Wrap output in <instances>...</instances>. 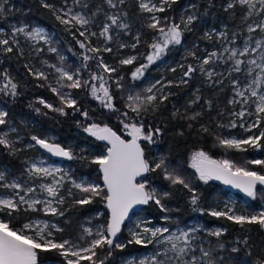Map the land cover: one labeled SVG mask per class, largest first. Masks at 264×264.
Returning a JSON list of instances; mask_svg holds the SVG:
<instances>
[{
  "label": "snow or ice",
  "instance_id": "6c2138e0",
  "mask_svg": "<svg viewBox=\"0 0 264 264\" xmlns=\"http://www.w3.org/2000/svg\"><path fill=\"white\" fill-rule=\"evenodd\" d=\"M68 0H64L67 4ZM73 3L87 8L84 0H73ZM108 6L112 9H118L125 0H106ZM177 0H139V8L142 12L149 13V23L147 27L152 29L156 35L153 36L151 43H148L150 51L141 55H130L120 59V65H133L138 59L144 62L140 63L132 72V79L139 80L144 76L147 69L161 61L170 50V47L181 45L184 41L185 32L191 31V26L198 19L195 12L187 16H181L179 21L172 17H161L158 13H164L171 8ZM6 0H0V15L6 11ZM41 6L50 10L61 24L65 25L66 31H72L74 38L76 33L83 39H77L79 47L84 50L81 66L75 70L66 69L56 64L48 65L47 61L43 63L54 70L57 74L56 84L58 87H52L51 90L60 97L61 107H54L51 103L40 99L38 102L45 108L61 115H68L64 106L73 108L80 112L85 120L90 119L87 110L81 111L77 107L76 99L72 98L71 92L61 93V89H86L90 95L98 100L102 107L112 112H119L120 123L123 130L127 132L130 139H125L123 134H118L107 124L101 126L99 123L91 122L83 127L84 132L95 137L97 140L106 141L109 147L103 155L95 156L92 163L99 166L102 173L103 184L89 181L81 178L79 182L73 179L67 170L48 165L43 159L27 161L28 167L24 174L19 177H10L6 170L0 171V188L11 189L13 194L0 198V213H4L9 219L0 218V264H40V254L56 250L63 257L64 264H106L108 258L114 250L124 251L132 245L147 248L153 246V252L141 259H128L125 264H225L224 257L216 259V253L225 249L223 242L217 241L215 245L211 241L202 240L198 234L201 227L181 228L176 226L175 230L164 226H148L151 222L148 220H138L133 227H128L129 238L123 240L121 233L125 221L130 219L129 213L137 205H147L153 202L159 206L162 212H169L164 200L169 197V192L157 193L155 189L149 190L144 180H139L145 173L154 172L157 169L165 174V178L172 185H180L190 193V203L196 211H203L199 207L200 196L191 182L181 176L175 169L169 171L164 159L159 162L150 163L145 158V149L141 141L154 143L153 137L161 132L159 127L146 125L143 121V114L150 109L155 112L165 101L168 100L171 93H165L164 89L172 86L173 81L164 83L157 80L144 89V95L140 93L129 94L126 97V107L129 111L121 112L114 103V96L110 91L109 81L112 80L117 88H123L121 84L123 76L113 78L118 68L108 64L103 53H111L112 47L109 42L114 40V29L128 30L130 25L125 22L126 12L117 11L112 15H106L107 23L102 25L99 33L91 32L89 26L93 24V18L82 11H74L72 7H60L49 2L41 0ZM237 6L245 9L242 22L246 25L247 37L243 40L242 46H237L236 41L240 33L233 32L231 36L227 31L216 33V37L221 41H227V46H222V51L206 52L205 57L197 56L196 51L189 49L187 55L195 61L194 64H180L178 67L182 70L180 84H187L193 74L200 72L207 77L210 83L222 84L224 73L212 67L217 62L228 64L231 67L227 69L228 77H231L229 84L234 92L230 104L241 106L240 111H234L232 114L242 119L246 112L248 115H256V121L248 129L259 127L264 121V0H229L225 11L236 9ZM197 8V5H191ZM100 9H97V13ZM97 13H93L95 16ZM235 15V13H233ZM259 17L249 23V19ZM117 36L119 33L116 34ZM30 45H37L40 41L48 45L49 52H57L55 47L51 46V38L48 32L42 27H30L28 24L13 26L10 33L0 29V52L12 53L14 47L19 50L20 55H24L20 47L19 37ZM102 37L105 44L103 47L92 45L91 37ZM205 38L211 40L212 33H205ZM134 43L131 45L121 43L120 48L136 49L141 43L140 34L134 37ZM37 53L43 52V48H35ZM63 61L64 57L61 56ZM88 61L95 62V68H91ZM27 67V65H26ZM36 78L48 80V74L42 70L28 69ZM175 67L170 71L175 72ZM85 72L87 78H84ZM239 74V75H235ZM4 83L0 84V92L13 98L19 95L18 84L13 81L7 72L3 73ZM219 78V79H217ZM200 100V96H195L191 104ZM211 107V101L207 102ZM254 107V112L252 111ZM40 112L39 108L35 109ZM130 112L134 115H130ZM178 113H174L177 115ZM8 111L0 108V126L8 125L6 131H0V145L8 149L9 153L15 155L23 149L17 148L19 139L10 138L11 133H17L18 129L9 124L7 119ZM201 113H194L188 117L190 120H196ZM192 125L190 124L189 127ZM230 127L235 128V121H230ZM226 126V127H227ZM244 125L241 124V127ZM202 131L207 132L208 128L202 126ZM182 134V133H181ZM219 143L229 149L245 150L243 146L249 145L253 148H260L261 140H264V130L258 135L249 136L246 139L221 138L217 137ZM30 143L26 148L39 146L53 156L63 157L67 160L84 159L83 156H77L72 146H62L55 142L54 138L31 136ZM83 151V150H82ZM250 163L264 165V160H252ZM191 167L198 174V179L204 182L209 180H222L224 184L231 185L234 188L242 190L248 197L255 199L257 195V186H264V175L257 171H251L246 167L238 166L231 160H215L204 151H195L191 157ZM26 176V178H24ZM70 182L72 188L79 190L81 195L74 200L76 205H90L97 198L106 202L107 209L110 210V216L104 225L93 228L83 229V239L85 244H77L71 240L60 238L56 239L54 232H62L63 229L57 224L49 221H31L16 226L12 223L11 216L13 212H19L21 206L27 205L28 209L37 211V205H43V211L52 216L63 217L66 209L61 208L65 204V197L61 190L65 189V183ZM35 185V186H34ZM72 188H67L68 195H72ZM39 194H46L45 199H40ZM226 210H211L208 214L214 218L224 217L236 224H259L264 228V211L253 214H237L234 208ZM103 215V213H100ZM165 221L171 220L170 216L163 217ZM208 235L219 238L227 229L208 230ZM90 238V239H89ZM247 244V240L243 241ZM207 243V247L205 244ZM239 243V241H237ZM104 252V258H100V252ZM240 249L232 247L231 252L237 253ZM199 253V255H197ZM257 264H264V257L257 261Z\"/></svg>",
  "mask_w": 264,
  "mask_h": 264
},
{
  "label": "trees",
  "instance_id": "16d2710c",
  "mask_svg": "<svg viewBox=\"0 0 264 264\" xmlns=\"http://www.w3.org/2000/svg\"><path fill=\"white\" fill-rule=\"evenodd\" d=\"M185 1L191 3L190 6L183 8ZM50 3L58 5L61 0H49ZM91 5H100L102 0H87ZM16 5L11 9L6 10L3 15H0V27H10V22L15 19H25L26 21H38L45 24L50 29L54 30L59 44L57 51L61 49L75 58L74 67H80L82 62L83 49L79 47L76 42L77 39H83L78 36L74 38L72 31H66L65 25L56 20L53 13L41 6V0H15ZM226 0H177L166 12L161 13V16L175 18L176 20L183 15V13L193 10L191 5H197L194 10L197 13L198 19L192 26L190 32L195 33V28L199 20L208 19L217 26L225 25V30L230 32L243 33V26H239L236 16H230L228 11H225ZM126 10L130 16L131 31L139 33L142 38V43H145L146 38H150L155 32L147 27L149 16L142 12L139 8L138 0H128L126 3ZM184 35H188L186 32ZM28 49V48H24ZM24 55L19 54V50L14 47L12 53L0 52V79L3 80V73L7 72L13 78V81L18 84L19 95L15 98L0 92V100L3 101L9 113L7 119L9 122L15 124L26 137H31L33 133H46L50 130L58 135V141L64 145L70 144L71 141L89 145L91 147L105 148L106 144L97 140L90 134L84 132L83 126L91 122L98 121L102 124H111L116 129H120L121 123L119 119V112H112L94 99L86 89H71L76 101L77 107L89 112L90 119L85 120L80 112L74 111L73 108L64 106L68 115H61L45 108L38 101L42 98L46 102L51 103L54 107H61L59 103V96L54 93L52 86L47 80L36 79L30 72L29 68L34 71L36 65L42 63V57H48L51 60L57 57V53H36L34 50H23ZM108 54V53H105ZM185 54L183 46L176 45L170 47L165 57H179ZM193 64V62H190ZM27 65V67H26ZM139 65L135 62L133 65H118L117 74L123 76L121 84L124 87L117 88L116 84L112 82L111 92L114 96V103L121 111H129L126 107V97L130 94L129 89L140 90V94L144 95V77L139 80L132 79V72ZM187 65V64H185ZM152 66H150L145 73H148ZM177 70L172 72L166 71L168 77L174 73H182V70L177 66ZM172 73V74H171ZM85 72L84 77L86 78ZM176 75V74H175ZM218 79V78H217ZM168 93H171L168 100L160 105L159 109L152 112L151 109L143 114V121L146 125H152L154 128L159 127L161 132L157 135L156 144H149L143 141L145 154L147 160L152 163L153 157L162 156L168 164L178 168L182 173L191 174L190 178L197 177L195 169L188 165L189 154L192 149L202 147L209 150L214 156L226 158L231 160L236 165H246L248 167L256 168L259 173H264V165L250 163L255 156L261 157L264 160V140H261V147L255 149L251 146L244 147L245 150L229 149L219 143L217 137H221V129L229 125L230 121H235L236 127H230L233 130H239L238 122L233 113V104H230L232 89L229 84L223 82L210 83L207 77L200 72L193 74L188 79L187 84H180L179 81H174L169 87ZM132 94V93H131ZM200 96V100L191 104L195 96ZM211 101V107L207 106V102ZM39 108L40 112L35 109ZM174 113H178L174 115ZM194 113H201L196 120H190L188 117ZM130 115H134L130 112ZM118 118V119H116ZM192 125L189 127V125ZM261 125L264 130V121ZM6 126V125H5ZM5 126H0V131ZM202 126L207 127L208 131H202ZM182 133V134H181ZM32 150L39 151L38 147H33ZM72 160L75 174L87 173L100 177L98 165L93 164L90 159L85 158ZM0 161L4 162L14 168L22 165V162L14 155L10 154L8 149L0 145ZM145 179L150 184L157 185L161 192H169L170 195L164 200V203L173 219L191 220L193 218H200L209 224H219L227 231L219 238L209 235L211 241L223 242L225 249L216 253V257H224L225 263L233 264H257V261L264 257V232L259 224L239 225L233 221H229L224 217L214 218L208 213L209 205L212 203L218 193V189L222 188L217 182L209 180L208 182L194 179L191 182L200 196L199 207L203 211L194 210L190 203V193L180 185H172L169 180L165 178L163 171L157 169L154 172H148ZM196 180V181H195ZM192 181V180H191ZM227 192V190H223ZM264 195V189L260 190ZM78 195V194H76ZM264 197V196H263ZM68 203L61 205V208L66 209L63 217L56 216L58 222L62 225V232L59 233V238L72 236L78 225L82 222L84 217L93 216L94 219H100L107 222L108 212L106 210V202L97 198L90 205H76L73 204L67 207ZM144 211L154 220L162 219L164 212L159 209V206L153 202L143 206ZM103 213V215H96ZM47 216H51L47 214ZM247 240V244L243 241ZM239 241V243H237ZM232 247H238L239 252H231ZM145 249L142 246L132 245L124 251L114 250L112 255L106 261V264H119L121 260L136 251ZM100 258H104V252H100ZM62 259L60 255L53 251L42 252L40 254L41 261ZM64 261H60V263Z\"/></svg>",
  "mask_w": 264,
  "mask_h": 264
},
{
  "label": "rangeland",
  "instance_id": "374dc122",
  "mask_svg": "<svg viewBox=\"0 0 264 264\" xmlns=\"http://www.w3.org/2000/svg\"><path fill=\"white\" fill-rule=\"evenodd\" d=\"M84 2L88 5L87 8H83L80 5L74 4L73 0H68L67 4H64V0H61V2L58 3V5H56V6H57V8L72 7L74 11H82L85 14L92 17L94 22H93V24H91L89 26V30L91 32L99 33L102 29V25L104 23L108 22L105 14L107 13L108 15H112V14L116 13L117 11L127 13V17L125 18V22H127L130 25L131 19H130V16L128 15L126 8H125L127 6L126 3L128 2V0H125V3L123 5H119L118 9L110 8L108 6V4L106 3V0H102L101 4L96 5V6L88 3L87 0H84ZM138 2H139V0H138ZM228 2H229V0H226L225 7H226ZM190 4H191L190 2L187 3V1H185L183 8L190 6ZM15 5H16L15 0H6V5H5L6 10L11 9ZM97 9H100V11L98 13H97ZM193 12L196 13V11L194 9L189 10L188 12L183 13V16L190 15ZM228 12H229L228 14H230V16H233V17L236 16V18L238 20L237 23L239 24V26H243V33L238 35V38L236 41L237 46H242L243 40L247 37L246 25L241 20V17L244 16V14H245V9L243 7L237 6L236 9H230V10H228ZM93 13H97V14L95 16H93ZM233 13H235V15H233ZM147 14H148V16H150L149 13H147ZM157 15L161 16V13H158ZM258 19H259V17H253V18H250L248 22L252 23L254 20H258ZM177 21H179V20L177 19ZM20 24H28L30 27H42V28H44L48 32V34L51 38V46L58 49L57 45L59 44V42H58L59 39H58L55 31L50 29L49 27H47L45 24H42L41 22H38V21H32V22L30 21L29 22V21H26L25 19H15L14 21L10 22V27H8V28L0 27V29H4L6 32L10 33L11 28L13 26H18ZM192 26H191V29H192ZM195 28H197V29H195V33H192L189 31V32H186L188 35H184V41L180 45V46L184 47V50H185L184 55L181 54V56H179V57H168V58L164 57L161 61H157L155 64H153L152 68L150 69V71L148 73H144V76H143L145 78L144 79L145 80L144 81L145 82L144 83V89L147 88L148 86H150L151 84L155 83L157 80H161L164 83H167V81H173V82L179 81L182 77V73H174L172 76L168 77V73L166 71L170 70L173 67H177L180 64H191L190 62H193V64H194L195 61L193 60V58L191 56L187 55V51L189 49H193L194 45H195L194 50L196 51L197 56H199L201 58L205 57L206 52H212V51H217V50L222 51V46H227V43H228L227 41H221L215 35L218 32L226 31L225 25H222L219 27V26L215 25L212 22V20L202 19V20L198 21V24ZM117 33H119L118 36L116 35ZM205 33H212L213 38L211 40L206 39ZM232 33L233 32L228 33L229 36H231ZM136 34L137 33L131 31V26L128 30L114 29V31H113L114 40L112 42H109V44H108V46L112 47L113 51L111 53H108V54L103 53L105 61L108 64L117 67L119 65L120 59H122V58H125V57L130 56V55H141V54L148 53L150 51V49L148 48V43H151L152 38L154 35H156V33L153 34L150 38H146L145 43H142L143 40L141 38V43L138 45V47L136 49L120 48L119 47V45L121 43L129 44V45L134 43L135 42L134 37ZM19 39H20V47L23 50H34L35 48H43L44 51L42 53L49 52L48 51V45L44 44L43 41H40V43L37 45H30L28 42H26L24 40L23 36L19 37ZM91 40H92V45L96 46V47H103L105 44L103 38L99 37V36L91 37ZM24 48H28V49H24ZM56 53H57V57L55 59H52V60L48 57L43 56L42 57V63L37 64L36 69H35V70L42 69L48 74L47 82L52 87H58V85L55 82L57 79V74L54 72L53 69L47 67V65H45L43 63L44 61H47L48 65L56 64L57 66H63L69 70H75L77 68V67H74V63H73L75 58L70 57V55H68V54L66 55V53H64V51H62L61 49H59ZM83 53H84V50H83ZM61 56L64 57L63 61L60 60ZM136 62H139V64H140V63H143L144 61L142 59H138ZM87 63L90 65L91 68H93V69L95 68V62L94 61H88ZM212 67H215L216 70L219 72H223L224 73L223 81L226 82L227 84H229V80L231 79V77H228L227 69L231 67V62H229L228 64H223L222 62H217V63L213 64ZM112 75H113V78L120 76L117 73H114ZM235 75H239V74H235ZM86 78H87V75H86ZM4 82H5L4 79L3 80L0 79V84H3ZM112 82H113L112 80L109 81L110 91H111ZM168 89H169V87L164 89L165 93H168ZM231 89H232V86H231ZM64 92H71L72 98L75 99L71 89H67V88L61 89V93L63 94ZM128 92L135 94V93H139L140 90H136L133 88V89H129ZM233 96H234V92L232 91V95L230 98L232 99ZM97 102H98V104H100V102L98 100H97ZM59 103L62 104L60 97H59ZM233 106H234L232 109L233 112L234 111H240L241 106L239 104H236ZM0 108H3L4 110L7 111L5 104L1 100H0ZM252 111L254 112V107H253ZM116 119H118V118H116ZM236 119L238 122L239 130H233L230 128V126L226 125L227 127H224L223 129H221V138L246 139L249 136L258 135V133L261 130H263V126L261 125L262 122L260 123L259 127L251 128V131L248 130L251 127V125L256 121V119H257L256 115H248L246 112L245 116L242 119H238V118H236ZM118 120H120V119H118ZM9 124L18 129L17 133H11L10 134V138H12V139L18 138L19 139V143H17V148H20L23 150L17 152L14 156H16L22 162V165H20L17 168H14V167L0 161V171L6 170V173L10 177H19V176H22V174H24L25 169L28 167L27 161L36 160V159H43L47 162L48 165H54L56 167H61L65 170H67L69 175L73 179H76L77 182H79L81 178H85L89 181L96 182V183H99L101 185L103 184L101 176L98 177V176L90 175L87 173L75 174L73 172L74 171V165H73L72 161L57 160V159L53 158L52 156H49L48 154L41 151L39 148H38L39 151H34V150H32V148H26L25 145L30 144V143H34L33 141H31V137H26V139H25V136L21 132L22 130H20V128H18L12 122H9ZM241 124H243L244 126L241 127ZM7 129H8V125H6L2 129V131H6ZM119 130L122 132L124 131L122 125H121ZM33 135L39 136L41 138L48 137V138H54L55 140L58 139V135L56 133L50 131V130H47L46 133H39V132L35 133L34 132ZM153 140H154V144H156L157 135L153 137ZM75 143H76V141H71L70 144H67V146H72L73 151H74V153L77 154V156H83L84 159H82V160H86L85 158H88L92 161V159L95 156L103 155L106 153V147L105 148L91 147L89 145L80 143L79 141H77L78 145L75 146ZM149 144H153V143H149ZM246 146H248V145H245L243 147H246ZM255 149L259 150V148H255ZM195 151H204L216 160L226 159V158L216 157L209 150H206L202 147H198V148L192 149L190 154H189L188 165L190 167H191V157ZM161 159H164V158L162 156L153 157V162L154 161L159 162V160H161ZM251 160H261V157L255 156ZM166 164L168 166L169 171H171L172 169H175L181 176H183L186 180H188L190 182H193L194 179H198L197 178L198 174H197V177L190 178L191 174H188L185 172L184 173L180 172L177 167L168 164L167 161H166ZM239 166L246 167L251 171L259 172L254 167H248L246 165H239ZM24 178H26V176ZM141 180H144L147 183V187L149 190L155 189L158 194L162 193L159 190L157 185L148 183V181L145 178H143ZM67 188H72V186H71L70 182L66 181L65 189L61 190V194L65 197V203H68L66 206L69 207V206L74 204V200L76 198H79L81 193L79 192V190L72 188V195L69 196L68 192L66 191ZM262 189L263 188H261V187L258 188L257 195H256L255 199H253L251 197L245 198V197L241 196L240 194L229 192V191L223 192L224 188L222 187V188L218 189V193H216V197H215L214 201L212 203H210L209 211L214 210V209L220 210V211L226 210V207H225L226 205L228 208H234L236 210L237 214L248 215V214H253V213L260 212V211H264V197H263L264 195L260 193V190H262ZM12 194H13V190L0 188V198H6ZM76 194H78V195H76ZM39 198L43 200L47 197H46V194H39ZM36 207L39 210L33 211L31 209H28L27 211H25V209L27 208V205L21 206V210L19 212H13L12 213V216H11L12 223L15 224L16 226H20L23 223H28L31 221L40 220V221H49L51 223H55L58 225V227L62 228V225L58 222V220L56 219V216H52V215L47 216L46 215V213L43 211V205H37ZM96 215H100V213H97ZM165 216H170L171 220L165 221L163 219V217H165ZM0 218L6 219V220L9 219V217H7L4 213H0ZM141 219L150 221L151 223L148 226H153V225L157 226V227L167 226V227L171 228L172 230H175L177 225H179V227H181V228L193 227V226L201 227L202 226L201 231L198 234L201 236L202 240H204V241H211L212 240V238H209L208 232L204 231V229H208V230H213V229H217V228L225 229L223 226H221L219 224H209L200 218H193L191 220L173 219L170 212H167V213L164 212L162 219L157 221V220L152 219L144 211V208L142 207L141 209L137 210L131 216L129 221L126 223V227L123 228L122 233L120 234L123 240H127L129 238L128 227H133L135 222L138 220H141ZM104 224H106V222L103 220L94 219V217L90 216V215L86 216V217H84L82 222L78 225V229L75 230V233L72 236H67L63 239L71 240L77 244H85V240L82 238L83 237V229L91 227V228H93V231H95L96 226L104 225ZM54 236L56 237L57 240L60 239L58 232H54ZM211 242L213 245H215L217 243V242H213V241H211ZM207 246L208 245L206 243L205 247H207ZM153 250H154L153 246L149 245L147 248H145L143 250L136 251L134 253H131V254L125 256L119 264H125L126 260L132 259V258H136V259L144 258L145 256L150 255L153 252ZM55 252H57V251L55 250ZM57 254L59 255L58 252H57ZM197 255H199V253H197ZM61 258L62 259H59V260L64 261L63 257H61ZM216 259L218 260L219 258L216 257ZM224 260H225V258H224ZM60 261H58V260L41 261L40 260V264H63V262L60 263ZM225 264H233V263L226 262Z\"/></svg>",
  "mask_w": 264,
  "mask_h": 264
},
{
  "label": "water",
  "instance_id": "95a60500",
  "mask_svg": "<svg viewBox=\"0 0 264 264\" xmlns=\"http://www.w3.org/2000/svg\"><path fill=\"white\" fill-rule=\"evenodd\" d=\"M94 122L99 123L101 126L104 125V124H102V123H100V122H98V121H94ZM105 124H106V123H105ZM107 125H108L109 127H111L114 131H116L118 134H121V133H122V134H123V137H124L125 139H130V137L127 135V132H125V131L122 132V131L116 129L115 127H113L111 124H107ZM55 142L61 144L62 146H66V145H64L61 141L55 140ZM102 142H103L104 144H106V151H107V148L109 147V145L107 144L106 141H102ZM141 145H142V147H144L143 144H142V141H141ZM37 147H38L41 151H43L44 153L48 154L49 156H52L53 158H55V159H57V160L72 161V160H67L66 158H63V157H56V156H53V155H51L50 153H48L46 150L40 148L39 146H37ZM144 149H145V148H144ZM145 158L147 159L146 154H145ZM213 159H214V158H213ZM215 160H216V159H215ZM98 169H99V166H98ZM147 174H148V173H145L143 177H139V178H138V181L141 180V179H143V178H145ZM260 174L264 175V173H260ZM101 179H102V173H101ZM211 181H213V182H217L218 184H220L224 189H226V190L229 191V192L237 193V194H240L241 196H243V197H245V198H249V197H248V196H247L242 190L237 189V188H234V187L231 186V185H226V184L223 183L222 180H215V179H213V180H211ZM102 182H103V181H102ZM259 187H261V188L264 189V186H260V185H258V186H257V190H258ZM143 206H144V205H137V206L132 210V212L129 213L130 218H131V216H132L137 210L141 209ZM106 210H107V212H108V217H109V216H110V210L107 209V206H106ZM128 221H129V220H126V221H125V225H126V223H127ZM261 228H262V227H261ZM262 230H263V232H264V228H262Z\"/></svg>",
  "mask_w": 264,
  "mask_h": 264
},
{
  "label": "flooded vegetation",
  "instance_id": "af4514ba",
  "mask_svg": "<svg viewBox=\"0 0 264 264\" xmlns=\"http://www.w3.org/2000/svg\"><path fill=\"white\" fill-rule=\"evenodd\" d=\"M142 143H143V141H142Z\"/></svg>",
  "mask_w": 264,
  "mask_h": 264
}]
</instances>
